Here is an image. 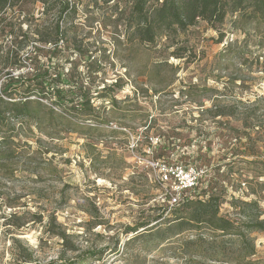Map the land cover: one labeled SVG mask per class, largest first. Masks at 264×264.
<instances>
[{"label": "rangeland", "instance_id": "374dc122", "mask_svg": "<svg viewBox=\"0 0 264 264\" xmlns=\"http://www.w3.org/2000/svg\"><path fill=\"white\" fill-rule=\"evenodd\" d=\"M129 1L95 6L87 0V5L78 6L73 20L60 22L65 35L55 55H51L54 46L35 42L37 26L45 25L51 33L56 24L51 15L40 17L39 5L26 12L21 32L18 28L26 13L8 12L0 19H6L4 25L15 29L20 37L16 42H21L19 48L10 35L0 34V86L8 73L28 81L39 48V67H50L51 75L62 71L64 77L82 82L94 97L97 113L82 120L84 126L78 133L65 134L62 141L50 145L53 159L40 166L46 169L40 177L16 172L12 178H2L0 264H24L15 256L13 238L25 241L36 252L37 264L59 262L63 253L59 240L44 234L41 224L31 222L20 231L7 225L13 213L25 219L55 213L81 251L90 247L106 250L103 260L92 264H125L126 256L137 257V264L248 263L239 260L238 242L194 246V254L176 243L166 252L158 250L157 242L123 244L132 237L126 234L129 228L170 213L167 191L183 179L174 177L162 184L165 167L190 171L198 188L200 182L209 184L208 195L221 198L220 214L237 225L254 217L264 220V45L260 44L264 23L250 24L243 34L232 26L236 18L228 17L219 29L225 34L222 44L218 43L220 32L199 22L174 39L143 45L127 41L119 21V12L128 11ZM230 42L233 45L227 52ZM14 46L20 49L17 59L7 62L6 53ZM177 52L182 59L173 56ZM89 61H98L100 73L89 71ZM115 83L120 89L112 87ZM105 86L111 87L106 98L97 99ZM214 98L227 112L232 111L229 106L242 102L241 114L213 119L207 110ZM65 117L73 123L81 121L71 105ZM161 154L165 159L157 161ZM23 163L19 162L20 169ZM233 200L241 212H234ZM244 202L257 206L246 207ZM243 209L246 219L239 214ZM198 233L205 239L213 236L202 229L185 231L176 238L196 241ZM249 237L256 255L248 260L264 264V230ZM122 245L121 257L109 254Z\"/></svg>", "mask_w": 264, "mask_h": 264}, {"label": "trees", "instance_id": "16d2710c", "mask_svg": "<svg viewBox=\"0 0 264 264\" xmlns=\"http://www.w3.org/2000/svg\"><path fill=\"white\" fill-rule=\"evenodd\" d=\"M120 1L124 0H91L95 6L99 3L109 5ZM86 2L87 0H0V19L8 12H17L22 16L30 7L39 5L41 8L40 17L51 15L56 24L51 33L47 31L45 25L37 26L35 42L54 46L51 55H55L58 48L61 47L65 35L60 22L73 20L78 14V6L87 5ZM129 2L131 6L128 11L119 12L118 5H116V12H119V21L126 30L127 41L135 40L143 45H155L158 40H164V38L166 40L174 39L175 36L195 27L199 22L220 32V27L231 16L236 18L232 23L234 30L243 34L245 28L250 24L264 23V0H130ZM27 15L28 13L24 20L20 21L18 32H21V25L27 21ZM5 22L6 19L0 22L1 36L10 35L15 45L20 48L21 42H16L20 37L16 34L15 29L8 30V24L4 25ZM219 34L218 43L222 44L225 34L222 32ZM233 42L227 43L225 51H231ZM248 42L246 39L244 44L247 45ZM260 44L264 45V31ZM164 46L166 45L164 44ZM19 48L14 46L12 51L6 53L7 62L17 59ZM41 51L36 48L35 69L28 81L24 80L23 76L16 77L12 73H8L6 80L0 86V184L3 177L12 178L16 172H25L30 177H40L46 170L40 166L53 159L49 157L50 145L62 141L65 134L78 133V130H81L80 127L84 126L80 124L82 120L97 115L92 102L94 97L82 82H77L75 78L64 77L62 71L57 70L51 75L50 67H39V52ZM79 54L85 57L87 55L80 51ZM173 56L178 59L183 58V55L178 52L173 53ZM87 65L89 71L92 69L91 73H100L101 67L98 61H89ZM112 87L120 89L118 83ZM109 88L111 87H103L97 93V99L106 98L103 96ZM203 90L213 91L209 88ZM211 100L213 106L207 112L212 114L213 119L233 118L238 112L241 114L238 107L243 104L242 102L229 106L232 111L227 112L220 103L217 104V98ZM259 101L256 102V105ZM112 102L116 104L117 101L113 98ZM68 105H71V109L75 111L81 121L76 120L75 123L67 121L65 111ZM244 125L248 130L246 121H244ZM185 155L183 153L181 157L185 158ZM165 157V154H161L156 159L160 161ZM22 160L24 167L20 169L18 164ZM33 165L36 167H32ZM199 186V188L195 186L182 191L178 195V204L175 206H171V190L167 191L169 195H166V198L168 205L172 207L171 214L169 213L165 217L161 215L151 221H145L129 228L126 234L132 235V237L123 244L124 247L139 240H146L147 242H157L158 250L162 252H166L176 243L181 245L186 252L194 254L196 252L194 246L198 249L202 245L214 246L218 242L219 244L227 241L238 242L241 251L239 260L243 263L248 262L246 264H253L248 259L256 255V249L249 236L252 232L264 230V220L255 221L256 218L251 217L250 222L237 225L236 222L220 214L221 198L214 193L208 195L209 184L200 182ZM232 204L234 212H241L242 208L236 207V200H233ZM241 204L246 207L257 206L256 203L244 202ZM10 208L16 207L11 206ZM242 212L239 214H243L242 218L246 219V211L243 209ZM23 219L24 223H18ZM31 222L34 223L33 225L41 224L44 234L57 238L61 243L63 253L60 255V261L47 264H92L103 260L102 255L106 250L101 251L90 247L81 251L74 236L68 234L58 223L55 213H49L45 218L33 215L30 219L23 218L19 213H13L7 219V225L15 231H20ZM202 229L210 232L213 236L205 239L204 235L198 233L196 241H183L176 238L185 231L195 230L198 232ZM210 239L212 242L209 241ZM12 243L18 261L24 264H37L36 252L25 241L13 238ZM118 245L119 243H116L117 247ZM123 245L119 248L114 247L109 254L113 257H121L120 249ZM125 262H127L125 264H137L138 261L137 257L126 256Z\"/></svg>", "mask_w": 264, "mask_h": 264}, {"label": "built area", "instance_id": "2783aa9c", "mask_svg": "<svg viewBox=\"0 0 264 264\" xmlns=\"http://www.w3.org/2000/svg\"><path fill=\"white\" fill-rule=\"evenodd\" d=\"M174 177H176L177 180H179V178H182L183 180H179V185L174 182L171 187V206L178 204V195L182 191L192 189L197 184L195 175L181 167H165L163 169L161 183L167 184L172 182Z\"/></svg>", "mask_w": 264, "mask_h": 264}]
</instances>
